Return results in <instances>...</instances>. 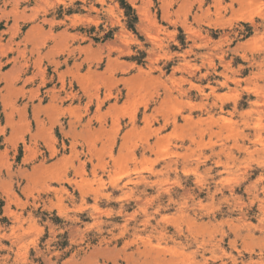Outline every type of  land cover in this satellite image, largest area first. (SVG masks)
Listing matches in <instances>:
<instances>
[{
    "label": "clouds",
    "instance_id": "obj_1",
    "mask_svg": "<svg viewBox=\"0 0 264 264\" xmlns=\"http://www.w3.org/2000/svg\"><path fill=\"white\" fill-rule=\"evenodd\" d=\"M0 264H264V0H0Z\"/></svg>",
    "mask_w": 264,
    "mask_h": 264
}]
</instances>
